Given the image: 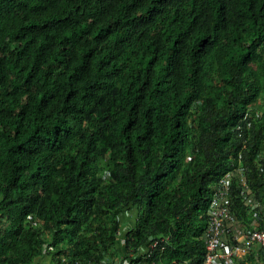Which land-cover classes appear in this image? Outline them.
<instances>
[{"label":"trees","instance_id":"obj_1","mask_svg":"<svg viewBox=\"0 0 264 264\" xmlns=\"http://www.w3.org/2000/svg\"><path fill=\"white\" fill-rule=\"evenodd\" d=\"M263 146L264 0H0V264H199Z\"/></svg>","mask_w":264,"mask_h":264},{"label":"clouds","instance_id":"obj_2","mask_svg":"<svg viewBox=\"0 0 264 264\" xmlns=\"http://www.w3.org/2000/svg\"><path fill=\"white\" fill-rule=\"evenodd\" d=\"M255 157L264 159V146L257 149ZM249 176V167L239 154L233 168L223 172L216 184L206 189L210 196L205 211L207 225L202 235L204 253L199 264H264V194L257 195ZM133 221L122 219L116 232V242L121 247L133 238L127 233ZM159 241L153 236L142 256L158 249L163 251ZM72 247H63L66 252L63 257L75 258ZM102 259L100 264H140L134 253L115 258L103 254ZM181 264L189 262L182 260Z\"/></svg>","mask_w":264,"mask_h":264},{"label":"rangeland","instance_id":"obj_3","mask_svg":"<svg viewBox=\"0 0 264 264\" xmlns=\"http://www.w3.org/2000/svg\"><path fill=\"white\" fill-rule=\"evenodd\" d=\"M210 191L212 192V189Z\"/></svg>","mask_w":264,"mask_h":264}]
</instances>
